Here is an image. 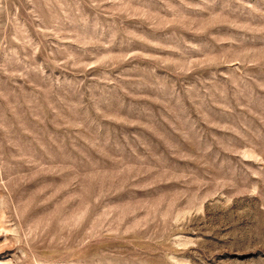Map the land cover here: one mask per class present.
Returning <instances> with one entry per match:
<instances>
[{
    "label": "rangeland",
    "instance_id": "rangeland-1",
    "mask_svg": "<svg viewBox=\"0 0 264 264\" xmlns=\"http://www.w3.org/2000/svg\"><path fill=\"white\" fill-rule=\"evenodd\" d=\"M0 264H264V0H0Z\"/></svg>",
    "mask_w": 264,
    "mask_h": 264
}]
</instances>
